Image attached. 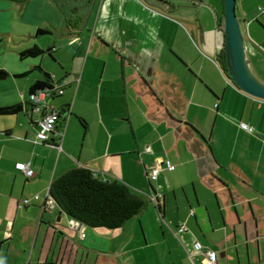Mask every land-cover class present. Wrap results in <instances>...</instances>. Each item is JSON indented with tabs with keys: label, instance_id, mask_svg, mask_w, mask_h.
<instances>
[{
	"label": "crops",
	"instance_id": "crops-1",
	"mask_svg": "<svg viewBox=\"0 0 264 264\" xmlns=\"http://www.w3.org/2000/svg\"><path fill=\"white\" fill-rule=\"evenodd\" d=\"M237 14L264 65V0H237ZM223 20V0H0V105H23L0 114V264H205L195 241L219 264H264V100L229 80ZM47 79L66 84L49 101L61 150L55 134L35 142L44 108L30 92ZM77 167L163 197L122 228L78 230L44 207Z\"/></svg>",
	"mask_w": 264,
	"mask_h": 264
},
{
	"label": "trees",
	"instance_id": "trees-1",
	"mask_svg": "<svg viewBox=\"0 0 264 264\" xmlns=\"http://www.w3.org/2000/svg\"><path fill=\"white\" fill-rule=\"evenodd\" d=\"M224 28V20L223 25ZM42 53L33 47L22 56H35ZM223 58L225 55L223 52ZM226 61V59H225ZM228 75V70L224 66ZM8 76L5 69H0V78ZM53 85L51 80L38 81L31 92L37 88ZM23 108L16 105H0V114H13ZM50 196L70 218L93 228H122L130 219L139 215L148 205L146 195L122 181L100 178L87 167H77L55 179L49 189ZM152 202V201H151Z\"/></svg>",
	"mask_w": 264,
	"mask_h": 264
},
{
	"label": "built area",
	"instance_id": "built-area-1",
	"mask_svg": "<svg viewBox=\"0 0 264 264\" xmlns=\"http://www.w3.org/2000/svg\"><path fill=\"white\" fill-rule=\"evenodd\" d=\"M65 82L63 83H57L51 86L46 87H40L37 88L35 91L30 93V101L37 106L38 110H41L44 108V113L42 118L39 120V127L36 134L35 142L40 143H47V144H54V141L52 140V135H57L58 139L60 138V142H55V146H57L60 150L62 149V141L64 138V130L58 129V122L63 116V112L60 109L55 108L53 105L50 104V100L53 97V95L58 94L61 95L64 93L65 89ZM66 117V116H65ZM241 127L249 132H253L254 128L245 123H241ZM147 151H152V147L148 145L146 147ZM169 168L173 169L174 165L171 162V160L160 161V165H157L152 172L150 173V180L157 181L159 177V173L162 169V165H164ZM16 168L20 171H22L28 178H32L35 176V170L31 167L29 163L25 162H18L16 164ZM96 173V172H95ZM162 186L158 184L157 190H155V193L153 195H150V200L159 206V199L163 197V194L161 192ZM40 195H36L35 199L39 200ZM23 202L20 204V207L24 206V204H29V199L22 200ZM45 208H53L56 205V201L50 196L49 190L47 194L45 195ZM72 225L73 227L79 229H82L83 224L79 223L78 221L72 219ZM187 228L184 224L181 225L180 231H185ZM194 250L197 252H202L205 255V264H219L220 254L216 250L212 249H206L204 248L203 244L200 241L194 242Z\"/></svg>",
	"mask_w": 264,
	"mask_h": 264
},
{
	"label": "water",
	"instance_id": "water-1",
	"mask_svg": "<svg viewBox=\"0 0 264 264\" xmlns=\"http://www.w3.org/2000/svg\"><path fill=\"white\" fill-rule=\"evenodd\" d=\"M223 1L225 36L224 55L229 80L244 93L264 100V83L261 82L251 70L247 56L242 22L237 14V0ZM154 193L155 190L151 195ZM58 208L60 207L58 206ZM60 212L62 213L64 211L60 209Z\"/></svg>",
	"mask_w": 264,
	"mask_h": 264
},
{
	"label": "rangeland",
	"instance_id": "rangeland-1",
	"mask_svg": "<svg viewBox=\"0 0 264 264\" xmlns=\"http://www.w3.org/2000/svg\"><path fill=\"white\" fill-rule=\"evenodd\" d=\"M4 12H9V11H6L4 10ZM224 30V28H223ZM5 45L3 44H0V49L3 48ZM248 59H249V63H250V67H251V70L253 71V73L255 74V76L261 81L264 83V65H261V64H258V63H255V57H251L249 58L248 56ZM257 62V61H256ZM0 63H5L4 61L0 62ZM7 80L8 79H5V80H0V85L1 86H5L6 83H7ZM8 96V95H7ZM151 203V202H149Z\"/></svg>",
	"mask_w": 264,
	"mask_h": 264
}]
</instances>
